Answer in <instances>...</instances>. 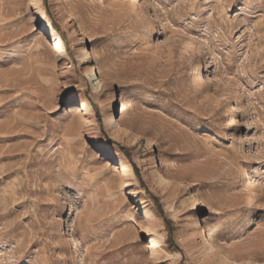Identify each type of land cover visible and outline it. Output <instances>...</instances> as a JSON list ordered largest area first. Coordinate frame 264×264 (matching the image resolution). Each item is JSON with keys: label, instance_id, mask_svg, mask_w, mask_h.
<instances>
[{"label": "rangeland", "instance_id": "rangeland-1", "mask_svg": "<svg viewBox=\"0 0 264 264\" xmlns=\"http://www.w3.org/2000/svg\"><path fill=\"white\" fill-rule=\"evenodd\" d=\"M263 209L264 0H0V264H263Z\"/></svg>", "mask_w": 264, "mask_h": 264}, {"label": "bare ground", "instance_id": "bare-ground-1", "mask_svg": "<svg viewBox=\"0 0 264 264\" xmlns=\"http://www.w3.org/2000/svg\"><path fill=\"white\" fill-rule=\"evenodd\" d=\"M42 16L46 17L47 14L44 12ZM46 28L51 33H56L55 42L58 45L59 49L62 50L64 48L63 47L64 46V40L61 37V35L57 33V30L55 29V27L51 21H47ZM91 54H92V51L89 48L85 49V52H84L85 58H88ZM90 77H91L94 92L98 95L101 94L104 91L105 86L108 83V77L100 69L99 66L92 67L91 72H90ZM82 111H83V113H82ZM82 111L79 112V113H81V115L92 114L94 112V108H93L92 104L88 103V104L83 105ZM119 118H121V117H119ZM119 118H115V116L114 117L111 116L110 121H109V125L113 128L118 126L119 125V122H118ZM106 163H107L106 164L107 166L111 167V171H113V172L124 171L126 173V175L129 174L127 167L120 162L111 163V161H107ZM201 207H202V203H199V208H201ZM260 220H262V221L264 220V209H263V212L261 213ZM251 224H252V221L250 219L244 220V223H243L244 226H249ZM204 228H205L203 231L204 235H203L202 243L200 244L201 250L205 255H211L212 254V255L216 256L217 254H219L218 253L219 249H222L221 245L218 243V241L214 237L213 232L211 230V227L206 224ZM73 230H74L73 227L69 226L68 231L65 235H71ZM164 243H165V234L162 233L159 229L155 230L151 236L150 244H149V249L152 250V254L154 257H157L159 255V251L161 249H163ZM173 255L176 257L181 256V254L179 252H174ZM233 264H259V263H256V262L238 263V262L234 261Z\"/></svg>", "mask_w": 264, "mask_h": 264}, {"label": "trees", "instance_id": "trees-1", "mask_svg": "<svg viewBox=\"0 0 264 264\" xmlns=\"http://www.w3.org/2000/svg\"><path fill=\"white\" fill-rule=\"evenodd\" d=\"M53 25H54L55 29H56L58 32H60V28H59V26L55 23V21H53ZM61 36H62L63 40H65V37H64L63 35H61ZM92 106L97 110V112H99V109H98V107H97V105H96L95 103L92 102ZM121 150H122L123 152H125L126 154H128V149H127L126 147L121 146ZM132 164H133V167L135 168V171H136L137 174L139 175V173H138L139 171H138L137 167L135 166L134 163H132ZM139 177H140V176H139ZM152 198L155 200V204H156L157 209H159V211H160L162 214H164V212H163V210H162V208H161V205H160V203L158 202L157 198L154 197V196H152ZM165 222H166L167 225H169V224L171 223V222L169 221V219H167L166 217H165ZM169 245H170V248H171V249H173V250H178V247L175 245V243H174V241H173V239H172V234H171V238H170V240H169Z\"/></svg>", "mask_w": 264, "mask_h": 264}]
</instances>
